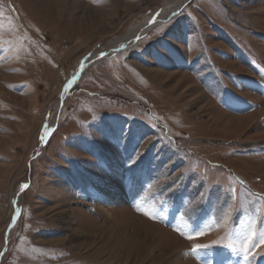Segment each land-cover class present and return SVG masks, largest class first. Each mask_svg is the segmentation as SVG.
<instances>
[{
    "label": "rangeland",
    "instance_id": "374dc122",
    "mask_svg": "<svg viewBox=\"0 0 264 264\" xmlns=\"http://www.w3.org/2000/svg\"><path fill=\"white\" fill-rule=\"evenodd\" d=\"M174 4L175 18L93 60L61 104L81 60ZM0 10V264H264V0Z\"/></svg>",
    "mask_w": 264,
    "mask_h": 264
},
{
    "label": "snow or ice",
    "instance_id": "6c2138e0",
    "mask_svg": "<svg viewBox=\"0 0 264 264\" xmlns=\"http://www.w3.org/2000/svg\"><path fill=\"white\" fill-rule=\"evenodd\" d=\"M179 14H180L179 11H174V12L172 13L171 17H169V19L172 20L173 18H175V17H176L177 15H179ZM156 15L158 16L159 13H156ZM0 16H2V10H0ZM151 23H152V24H155V20L153 19V20L151 21ZM2 27H3V23L0 22V28H2ZM165 29H166V28H164V29L158 28V29L156 30V32H157V35H156V36L161 35V34L164 32ZM135 39H136L137 41H139V40L141 39V37L137 36V37H135ZM120 47L123 49V48L125 47V45H120ZM89 55H91V54H89ZM100 55H101L102 57H104V56H107L108 53H104V52H102ZM84 63H85V60H81V61L79 62L80 69H83V67H84ZM77 78H78V72H74V73L72 74V76L70 77V79H68L67 83L64 85V89H63V91H64V92L69 91L70 86L73 85V83L77 80ZM62 95H63V94H62ZM48 131H49L48 128L45 127L44 130H43V134H42V136H41V141H43L44 137L48 135ZM88 134L91 135V132H88ZM143 144H144V142H142V145H143ZM140 149H141V147L137 150L135 156L133 157V160L130 161V163H134V162H135V159H138L139 156L143 153V151H140ZM180 175H183V173H181ZM29 186H30V185H28V184H22L20 187H21V190L23 191V190L27 189ZM178 186H179V185H177V187H178ZM174 189H175V188H174ZM174 189H173V190H174ZM206 195H207V191H203V190H202L198 195H196L194 198H192V199L189 201L190 207L186 205V211H185L184 213H182V217H183L184 215H188L189 213H191L192 211H194L195 208L199 205V203H200L203 199H205ZM137 210H138V211H142L144 214L149 215V216H150L151 218H153V219H155L156 216H157V213H156L155 211H150V210H148V209L141 208L139 205L137 206ZM18 215H19V210H17V213H16V216H18ZM16 216L13 217V221H15ZM227 221H228V216L225 215V216H224V224H225V225H227ZM253 226H254V224H253ZM10 227H11V225H10ZM187 227H188V226L185 225V228H187ZM178 231L180 232L181 235H186L187 239H189V240L193 239V236H192V234H191L190 231H189V232H186L184 229H178ZM204 234H205V233H204L203 230L195 232V235H197V236H201V235H204ZM256 235H257V234H256L255 231H251V232H247V231H246V233H245V235H244L243 242H242V244L240 245V250L243 251V253L245 254V259H246V260L248 259V255H247V254L251 251V249H252L253 247H256V246H257V245L255 244V242H254V237H255ZM222 243H223V241H222V240H219V239H218V240H214V241L212 242V244H222ZM259 243H260L261 245H264V233H260ZM206 246H207V244H198V243H197V244H194V245H192V247L190 248V254H194L197 250H199V249H201V248H204V247H206ZM227 246H228L229 248L233 249V250H237V247H236L235 245H233L232 243L227 244Z\"/></svg>",
    "mask_w": 264,
    "mask_h": 264
},
{
    "label": "bare ground",
    "instance_id": "6f19581e",
    "mask_svg": "<svg viewBox=\"0 0 264 264\" xmlns=\"http://www.w3.org/2000/svg\"><path fill=\"white\" fill-rule=\"evenodd\" d=\"M59 2L60 0H54V2ZM52 0H51V4L53 6V3H54ZM178 5L174 4V5H171V6H167L165 8H163L160 12H159V15H155V17L153 18L155 20V23L159 20H162L163 18H166L168 16H171L172 13L174 11H176L178 9ZM153 19H148V20H145L143 23H141L140 25H138L136 28H134L133 30H131L129 33H127L125 36H123L119 41L117 42H114L113 45L111 46V48L103 51V52H107V51H111L112 49H114L115 47H120V45H125L126 43L128 42H131L135 39V37L142 31L144 30H147L149 29L153 24L151 23V21ZM101 54V53H100ZM100 54H95V55H92L88 60H87V63H91V61L99 56ZM89 66V65H88ZM87 68V67H86ZM85 70V69H84ZM81 74V73H80ZM79 74V76H80ZM78 76V77H79ZM79 79V78H77ZM77 81V80H76ZM76 81L73 83V85L76 83ZM71 85L70 88H69V91L67 92H63L64 94V99L67 98L69 92H70V89L71 87L73 86ZM106 195L111 199V200H114V201H117V191L116 189L112 188V186L108 189H106L105 191ZM12 200V199H11ZM100 207V206H99ZM104 212H105V209H103ZM107 211V210H106Z\"/></svg>",
    "mask_w": 264,
    "mask_h": 264
},
{
    "label": "water",
    "instance_id": "95a60500",
    "mask_svg": "<svg viewBox=\"0 0 264 264\" xmlns=\"http://www.w3.org/2000/svg\"><path fill=\"white\" fill-rule=\"evenodd\" d=\"M107 53V52H106ZM98 57H101V55L100 56H97V57H95L93 60H95L96 58H98ZM93 60L91 61V63L93 62ZM90 63H84V67H83V69H79L78 70V76H79V74L80 73H82L83 72V70L89 65ZM62 100H61V104H63V99H64V94H63V96H62V98H61Z\"/></svg>",
    "mask_w": 264,
    "mask_h": 264
}]
</instances>
